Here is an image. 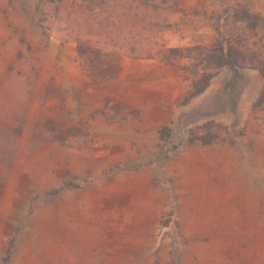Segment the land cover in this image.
Segmentation results:
<instances>
[{"label":"rangeland","instance_id":"1","mask_svg":"<svg viewBox=\"0 0 264 264\" xmlns=\"http://www.w3.org/2000/svg\"><path fill=\"white\" fill-rule=\"evenodd\" d=\"M73 1L52 26L45 2L0 0V264H264L259 71L224 68L187 104L179 64L92 71L66 36ZM178 2L212 16L190 45L242 27L218 0Z\"/></svg>","mask_w":264,"mask_h":264},{"label":"trees","instance_id":"2","mask_svg":"<svg viewBox=\"0 0 264 264\" xmlns=\"http://www.w3.org/2000/svg\"><path fill=\"white\" fill-rule=\"evenodd\" d=\"M62 1L41 0L51 13L52 26ZM218 1L224 5V14H231L242 27L237 29V34L227 37L222 28L215 26L217 38L211 44L197 42L186 47L168 44L165 32L180 33L184 25L200 29L212 19L203 10L182 8L178 0H74L65 32L76 43L83 63L87 57L94 59L95 62L90 60L92 71L108 68L119 72L123 56L179 64L185 80L190 81L182 99V104H187L202 95L224 68L254 69L264 78V17L250 12L243 0ZM37 12L42 13L40 6ZM221 17L220 14L218 18ZM47 22V15L39 19L41 27ZM182 60L187 64H180ZM263 108L264 90L254 104V111ZM208 139L199 136L198 141L208 145L223 138L215 132ZM68 187L63 186L58 191Z\"/></svg>","mask_w":264,"mask_h":264},{"label":"crops","instance_id":"3","mask_svg":"<svg viewBox=\"0 0 264 264\" xmlns=\"http://www.w3.org/2000/svg\"><path fill=\"white\" fill-rule=\"evenodd\" d=\"M189 8L188 7H184ZM204 33H206V39L203 38ZM169 37V39H174V38H178L179 39V45H190L191 42H193L194 40L197 39H204V43H209L210 41H212V34L211 31L208 29H196L194 27V25H184L181 29L180 33H176V34H168L167 35ZM211 44V43H210ZM174 47V46H173Z\"/></svg>","mask_w":264,"mask_h":264},{"label":"water","instance_id":"4","mask_svg":"<svg viewBox=\"0 0 264 264\" xmlns=\"http://www.w3.org/2000/svg\"><path fill=\"white\" fill-rule=\"evenodd\" d=\"M230 69L235 73V74H238L239 73V70L236 69L235 67L231 66Z\"/></svg>","mask_w":264,"mask_h":264}]
</instances>
